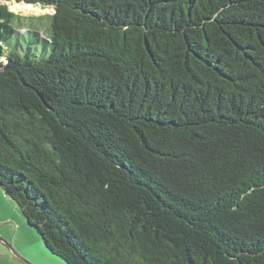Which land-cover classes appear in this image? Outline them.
<instances>
[{"label": "trees", "instance_id": "obj_1", "mask_svg": "<svg viewBox=\"0 0 264 264\" xmlns=\"http://www.w3.org/2000/svg\"><path fill=\"white\" fill-rule=\"evenodd\" d=\"M16 1L54 12L0 4V186L48 249L264 264V0Z\"/></svg>", "mask_w": 264, "mask_h": 264}, {"label": "rangeland", "instance_id": "obj_2", "mask_svg": "<svg viewBox=\"0 0 264 264\" xmlns=\"http://www.w3.org/2000/svg\"><path fill=\"white\" fill-rule=\"evenodd\" d=\"M1 3L7 4L12 11L20 16L37 19L32 22L24 19L22 23L24 26L28 23H37L41 30L47 26V19L41 16L54 12L52 7L16 0H0ZM24 31V28H20L21 33ZM35 47L38 48L36 50L38 54L44 52L42 41L36 42ZM0 264H68L65 259L48 249L38 230L27 222L16 203L7 196L1 186Z\"/></svg>", "mask_w": 264, "mask_h": 264}, {"label": "water", "instance_id": "obj_3", "mask_svg": "<svg viewBox=\"0 0 264 264\" xmlns=\"http://www.w3.org/2000/svg\"><path fill=\"white\" fill-rule=\"evenodd\" d=\"M24 3H26V2H24Z\"/></svg>", "mask_w": 264, "mask_h": 264}]
</instances>
